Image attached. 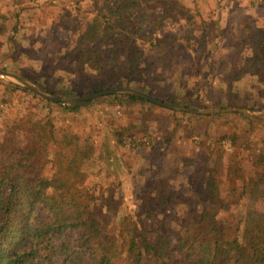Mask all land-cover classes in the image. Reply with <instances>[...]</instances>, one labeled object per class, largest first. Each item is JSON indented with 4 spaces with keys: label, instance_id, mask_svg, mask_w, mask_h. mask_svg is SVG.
<instances>
[{
    "label": "rangeland",
    "instance_id": "374dc122",
    "mask_svg": "<svg viewBox=\"0 0 264 264\" xmlns=\"http://www.w3.org/2000/svg\"><path fill=\"white\" fill-rule=\"evenodd\" d=\"M104 1L0 0V68L62 97L131 86L190 107L264 111V0H140L124 13L122 33L87 43L88 58H66ZM21 88L27 89L0 76V140L27 150L38 135L35 126L48 120L58 140L92 139L85 187L107 230L134 219L148 231L176 236L208 198L201 190L210 173L231 205L218 215L226 232L243 227L246 210L255 205L250 179L264 172L258 161L263 119L238 111L174 114L157 104L163 108L128 99L118 104L106 95L69 110ZM69 91L73 95H60ZM118 130L125 132L121 144ZM136 137L149 143L130 146ZM4 148L0 165L8 161ZM42 161L49 170L52 153ZM228 162L243 172L231 174ZM164 185L168 205L160 207L155 195ZM258 204L264 208L262 199Z\"/></svg>",
    "mask_w": 264,
    "mask_h": 264
},
{
    "label": "trees",
    "instance_id": "16d2710c",
    "mask_svg": "<svg viewBox=\"0 0 264 264\" xmlns=\"http://www.w3.org/2000/svg\"><path fill=\"white\" fill-rule=\"evenodd\" d=\"M139 2L105 0L66 58H88L92 50L85 51L87 43L122 33L124 13L139 7ZM100 90L103 88L96 89ZM106 96L118 100V104L128 99L163 108L131 94ZM50 125L48 120L35 126L38 135L27 150L23 149L26 146L20 148L8 142V138L0 140V147L4 151L6 147L8 153L6 165H0V264H56L57 259L64 264H264V208L258 204L261 199L264 204V172L250 179L249 198L255 205L246 210L243 227L238 231L228 234L218 217L231 205L221 197L220 180L211 173L202 181L201 192H207L208 198L176 236L166 231H148L134 219H123L119 228L107 230L102 226L104 215L94 193L85 187L88 173L84 166L93 157L94 141L78 138L73 143L68 135L58 140L47 130ZM115 136L121 144L125 132L118 130ZM50 141L59 148H50ZM50 153L53 166L45 170L42 159ZM258 161L264 164V151ZM227 166L231 174L243 172L241 167L232 169L229 162ZM166 191V186H161L155 195L160 207L168 205Z\"/></svg>",
    "mask_w": 264,
    "mask_h": 264
},
{
    "label": "water",
    "instance_id": "95a60500",
    "mask_svg": "<svg viewBox=\"0 0 264 264\" xmlns=\"http://www.w3.org/2000/svg\"><path fill=\"white\" fill-rule=\"evenodd\" d=\"M0 76L11 78V79L15 80L17 83L23 85L25 88L30 89L31 91L35 92L36 94H38L42 98L49 100V101H53L55 103H58L65 108L74 107L78 104L83 103L84 101L93 100V99H96L100 96H104V95H108V94L124 93V94H131L134 96H138V97L144 98L146 100H149L152 103L163 106L165 108L176 110V111H181V112H189V113H193V114L213 115V114H217V113L225 112V111H238V112L245 113L246 115H249L251 117L264 120V111H256V110H252V109L245 108V107H232V106H228L225 108H221V107H214V108L190 107V106H186V105L181 104V103H171V102L163 101V100L158 99V98L152 96L151 94H149V93H147L141 89L131 87V86L113 87V88L104 89L101 91H95V92L77 95V96H72V97H62V96H59L57 94L52 93L51 91H48L44 87L38 85L37 83L31 81L30 79H28L27 77H25L19 73L9 71V70H6L4 68H0Z\"/></svg>",
    "mask_w": 264,
    "mask_h": 264
},
{
    "label": "built area",
    "instance_id": "2783aa9c",
    "mask_svg": "<svg viewBox=\"0 0 264 264\" xmlns=\"http://www.w3.org/2000/svg\"><path fill=\"white\" fill-rule=\"evenodd\" d=\"M142 142H146V143H149V141L145 138V137H140V138H134L133 140H131L129 142V145L130 146H138L140 145ZM227 144V143H226Z\"/></svg>",
    "mask_w": 264,
    "mask_h": 264
}]
</instances>
